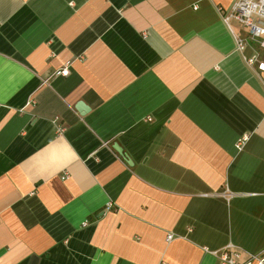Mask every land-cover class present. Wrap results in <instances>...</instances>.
<instances>
[{"label": "crops", "instance_id": "0c3cea01", "mask_svg": "<svg viewBox=\"0 0 264 264\" xmlns=\"http://www.w3.org/2000/svg\"><path fill=\"white\" fill-rule=\"evenodd\" d=\"M235 1L0 0V264L264 250V71Z\"/></svg>", "mask_w": 264, "mask_h": 264}, {"label": "built area", "instance_id": "2783aa9c", "mask_svg": "<svg viewBox=\"0 0 264 264\" xmlns=\"http://www.w3.org/2000/svg\"><path fill=\"white\" fill-rule=\"evenodd\" d=\"M223 21L231 27L236 21L247 30V35L234 33L236 50L243 53L247 48L257 47L254 54L244 56L245 63L257 71H264V60L259 50L264 51V0H236L230 9H220ZM69 64L55 71V75L68 76ZM169 239L172 235H169ZM219 264H264V250L259 253L244 254L235 246H228L217 253Z\"/></svg>", "mask_w": 264, "mask_h": 264}, {"label": "water", "instance_id": "95a60500", "mask_svg": "<svg viewBox=\"0 0 264 264\" xmlns=\"http://www.w3.org/2000/svg\"><path fill=\"white\" fill-rule=\"evenodd\" d=\"M82 107H83V108H82ZM85 109H86L85 106H84L83 104H81V109H80V111L82 112V111H84ZM115 149L119 152V154L124 155L123 150L121 149V147H119V146H115Z\"/></svg>", "mask_w": 264, "mask_h": 264}]
</instances>
